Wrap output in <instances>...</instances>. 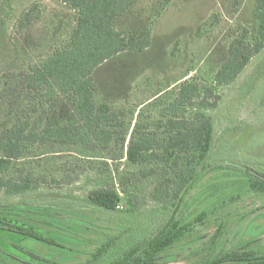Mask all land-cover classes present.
Masks as SVG:
<instances>
[{"label": "rangeland", "instance_id": "obj_1", "mask_svg": "<svg viewBox=\"0 0 264 264\" xmlns=\"http://www.w3.org/2000/svg\"><path fill=\"white\" fill-rule=\"evenodd\" d=\"M255 7L256 0H175L166 7L163 0H141L132 8L118 25L127 33L152 30L153 45L120 54L94 75L97 103L123 113L124 126L116 132L123 130L128 142L137 123L155 130L160 117L154 102L167 105L186 80H211L240 28L253 24ZM27 11L31 23L24 26ZM76 26L77 13L61 0H0V133L30 112L17 75L49 56ZM218 94L222 108L214 112L215 141L207 168L174 213L176 220L192 224L193 231L156 264H200L240 248L264 249V197L250 194L221 203L237 196V185L244 181L241 170L264 179V53ZM71 106L69 97H61L50 104V116L65 124ZM17 165L38 188L25 195L0 194V264H109L108 254L93 258L99 242L130 229L135 240L153 238L174 211L154 198L156 188L174 177L173 171L163 172L155 160L144 167L132 165L121 141L101 151L43 147ZM7 176L20 180L16 167ZM111 186L122 198L119 212L102 210L88 200L91 191ZM213 194L217 203L211 207L213 200L207 196ZM16 204L26 210L13 215L5 211ZM198 215H204L201 222ZM15 223L52 242L11 233L9 225Z\"/></svg>", "mask_w": 264, "mask_h": 264}, {"label": "trees", "instance_id": "obj_2", "mask_svg": "<svg viewBox=\"0 0 264 264\" xmlns=\"http://www.w3.org/2000/svg\"><path fill=\"white\" fill-rule=\"evenodd\" d=\"M61 1L77 13V26L49 56L15 78L22 83L24 98L30 102V112L0 133V194L25 195L38 188V182L32 176L24 178V168L17 163L35 156L40 148L71 145L101 151L121 141L127 161L132 165L144 167L155 160L162 163L163 172L173 171L174 177L156 188L154 198L166 202L174 211L153 238L146 236L135 240L132 238L136 234L134 230H121L109 240L99 242L92 253L93 258L98 260L108 254L109 264H156L193 231L192 224L176 220L174 213L197 181L203 178L207 168L215 141L217 118L214 112L220 113L222 108H219L222 96L218 90L234 85L252 61L264 53V0H256L253 24L240 28L228 48L226 61L213 78L205 82L186 80L167 105L158 107L154 102L152 106L158 108L160 117L155 130L137 123L128 142L123 130L116 132L124 126L120 119L123 113L118 114L109 105L97 103L94 75L98 68L120 54L141 52L153 45L152 30L127 33L118 25L141 0ZM174 1L163 0V3L166 7ZM30 16L27 11L22 19L24 26L31 23ZM61 97H69L72 101L65 124L50 116V104L55 105ZM13 167L20 180L7 176ZM241 175L244 181L237 185V196L229 192L232 197L222 204L234 203L241 199L240 196L250 194L264 197V179L244 169ZM124 194L127 196L126 191ZM207 198L213 200L211 207L216 205L215 194ZM88 200L102 210L119 212L122 198L115 186H111L91 191ZM24 210V204H16L5 211L13 215ZM203 219L204 215H198L196 221ZM8 230L37 241L52 242L21 223L9 225ZM122 237L123 240H118ZM200 264H264V249L240 248L215 255Z\"/></svg>", "mask_w": 264, "mask_h": 264}]
</instances>
